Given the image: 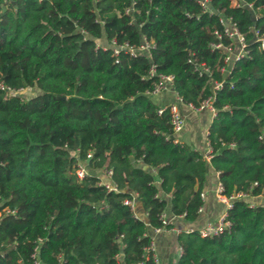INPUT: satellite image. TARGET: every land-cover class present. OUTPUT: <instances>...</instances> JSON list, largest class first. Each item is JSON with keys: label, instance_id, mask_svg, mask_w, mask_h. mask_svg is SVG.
I'll list each match as a JSON object with an SVG mask.
<instances>
[{"label": "trees", "instance_id": "trees-1", "mask_svg": "<svg viewBox=\"0 0 264 264\" xmlns=\"http://www.w3.org/2000/svg\"><path fill=\"white\" fill-rule=\"evenodd\" d=\"M220 18L245 40L246 55L226 72L210 47ZM258 37L264 0H208L207 9L197 0H0V84L37 90L0 89V264H154L145 248L161 213L193 222L209 167L221 194L248 197L231 201L218 234L176 233L175 264H264ZM143 40L148 54L113 55ZM157 74L172 75L184 105L212 97L208 160L174 137L168 106L157 113L148 94ZM104 168L114 189L93 172ZM133 197L142 219L123 203Z\"/></svg>", "mask_w": 264, "mask_h": 264}, {"label": "built area", "instance_id": "built-area-1", "mask_svg": "<svg viewBox=\"0 0 264 264\" xmlns=\"http://www.w3.org/2000/svg\"><path fill=\"white\" fill-rule=\"evenodd\" d=\"M240 1L241 0H230V3L233 6H239ZM197 3L200 5L202 9H207L208 7V0H197ZM245 5L247 7H250L249 4H245ZM219 23L222 26L221 32H217V31L212 32L215 37V40L212 43H210V47L211 49H220L223 52L222 62L224 63V67L220 69V72H224V71L226 72V70L230 67V65L233 63L235 59L241 58L246 55L245 40H244L243 35L237 30L235 24L230 22L229 19L220 18ZM221 36L227 39L228 42L226 44L222 43ZM254 36L255 37L257 36L256 31H254ZM255 39L259 42V46L263 48L264 38L258 37ZM112 44L114 43L112 42ZM150 47H151L150 43L143 40L141 44L135 47L127 46L126 44H121L117 46L114 45L112 51H113V55H116L117 52L122 49V50H126L129 53V55L134 56L141 52L148 54V49ZM198 67L200 71L202 72L207 71L206 67H204L203 64H200ZM153 74H154V71H153V68L151 67L149 70V75H153ZM156 76H157V81L154 84L153 88L150 91H148V94L150 96H156L160 94L161 92H165V91H170L172 93L173 101L168 103L166 106H168V109H169V114H170L169 123H170L171 129L174 134L178 133L179 131L182 130L184 121H183V116L179 112L178 106H177L178 104H182L181 99L172 89V75L157 74ZM219 86H220L219 82H212V90L217 89ZM0 89L4 90L5 93H8V94L15 92V91L13 92L12 90H9L8 88H3L1 84H0ZM211 98H212L211 96H208L207 98L203 99L200 102L199 106L195 109L207 110L210 113L211 118H212L215 115V110L210 104ZM164 106H161L160 108H158L157 113H160ZM259 138L262 139V142H264L263 135H260ZM208 153L204 155V158L206 160H208L209 158ZM88 156L89 154L86 155V157ZM86 173H87L86 166L84 165V163L79 162L75 169L76 177L80 179ZM102 174L104 175V178H99V184L104 185L108 190L114 189V187L112 186L110 182L111 171L109 169L104 168ZM221 190H222L221 186L219 185V183H217L215 195H216L217 200L224 205L225 210L217 220L205 222L203 225H201L200 227L196 229V231L198 232L200 236H211V235L218 234L223 228H225L228 225L227 221L224 220V217H225V211L228 207H230L231 201L234 199H241L244 197H248L245 194H233V195L226 197L223 194H221ZM199 196L202 201L203 194L200 193ZM134 202H135L134 197L131 199H125L123 201V203L128 205L132 210H133ZM248 202H249V206H253L255 204L253 200H249ZM200 211H201V206L197 208V213H199ZM178 217H181V216H178ZM160 219H161L162 226L152 229L153 233H159L166 229L171 230L175 233H178L180 231H184V232L191 231L188 229H184V230L176 229V228H173L172 226H170L169 228H165L164 225L166 224L170 225V222L169 220H167V217L164 211L161 213ZM145 251L148 253H151L154 264H158V259L154 253L153 241H151L150 244L145 248Z\"/></svg>", "mask_w": 264, "mask_h": 264}, {"label": "crops", "instance_id": "crops-1", "mask_svg": "<svg viewBox=\"0 0 264 264\" xmlns=\"http://www.w3.org/2000/svg\"><path fill=\"white\" fill-rule=\"evenodd\" d=\"M152 101L158 106H164L173 101V95L170 91L161 92L153 96ZM177 106L184 121L182 130L178 132L180 133V137H184V140L187 142L186 145L200 151L204 156L209 151L206 141V129L211 120L210 113L205 109L199 110L184 104H178ZM177 141L182 142L183 140L179 138ZM93 172L99 178H104L100 170L96 169L93 170ZM217 183V173L209 167L205 184L201 191L203 199L201 211L198 213L197 218L193 222L187 223L184 222L181 217L173 216L166 210L164 212L170 225L176 229L196 230L205 222L217 220L225 210L224 205L217 200L215 195ZM249 200L255 199L251 198ZM133 211L138 218H144L143 211L136 200L134 202ZM150 235L158 264H169L170 258L172 259V264H175L178 255V246L175 241L176 233L166 229L159 233L151 232Z\"/></svg>", "mask_w": 264, "mask_h": 264}, {"label": "rangeland", "instance_id": "rangeland-1", "mask_svg": "<svg viewBox=\"0 0 264 264\" xmlns=\"http://www.w3.org/2000/svg\"><path fill=\"white\" fill-rule=\"evenodd\" d=\"M36 93H37V90L34 89V88H29V89H26V90H20V91L14 92V94H17V95H19V96H21L23 98L30 97V96H32V95H34ZM174 137H176L177 139H179V138L182 139L183 140L182 143L187 144V142L184 140V137H180V133H175ZM102 170L103 169H100V173L101 174H102ZM169 264H172V259L171 258L169 259Z\"/></svg>", "mask_w": 264, "mask_h": 264}, {"label": "water", "instance_id": "water-1", "mask_svg": "<svg viewBox=\"0 0 264 264\" xmlns=\"http://www.w3.org/2000/svg\"><path fill=\"white\" fill-rule=\"evenodd\" d=\"M178 256V255H177Z\"/></svg>", "mask_w": 264, "mask_h": 264}]
</instances>
